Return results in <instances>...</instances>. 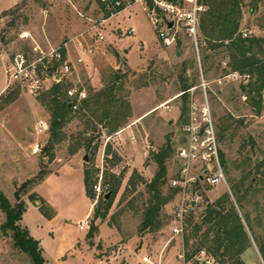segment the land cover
I'll return each instance as SVG.
<instances>
[{"label": "rangeland", "instance_id": "rangeland-1", "mask_svg": "<svg viewBox=\"0 0 264 264\" xmlns=\"http://www.w3.org/2000/svg\"><path fill=\"white\" fill-rule=\"evenodd\" d=\"M245 11L241 31L248 32V37L264 36L259 27L264 3L257 12L249 13L248 8ZM105 12L98 0H0V18L4 19L0 38L7 50H21L31 56L35 55L34 47L39 46L45 53L63 48L75 62L76 40L87 35L93 24L106 20L99 26L105 41L63 82L66 88L84 89L89 108L82 114L74 113L72 123L63 129L66 139L50 155L45 150L49 134L36 136L32 132L39 120L50 121L44 93L33 97L20 86L10 84L8 61L0 52V193L16 206L15 192L25 182L38 179L40 171L49 173L21 194L26 207L19 223L39 242L46 264L204 263L199 255L195 256L197 260L186 262L188 250L183 235L174 232L180 195L171 187V181L178 178L177 151L182 147L187 125L181 116L188 105L180 98L182 68L188 66L184 75L197 85L194 100H202V79L208 84L218 135H224L219 144L225 174L229 166L228 170L239 178L240 171L235 167L246 158L255 165L264 161V112L261 117L254 116L242 91L243 84L216 83L227 73L223 64L230 69L227 51L211 50L200 36L197 54L182 28L177 30L175 42L166 45L142 3L109 19H105ZM131 29L135 32L128 34ZM24 31L32 39L22 41L20 34ZM206 55L210 57L207 61ZM116 72L121 79L113 82ZM191 100L190 94L189 104ZM225 126L227 131H223ZM37 141L43 144L39 153L33 148ZM168 143L173 153L167 161V182L162 187V198L167 202L162 207L161 224L141 234L144 210L151 198L145 183L154 179L158 170L154 156ZM79 145L83 148L76 151ZM62 168L63 173L44 182ZM81 169L84 177L85 171L92 173L94 198L86 194ZM101 178L102 193L97 196L94 187ZM226 178L231 193L225 186L206 191L208 204L228 194L236 211L243 220L249 216L254 234L264 241V190L257 195L251 192L248 202L239 204L227 174ZM119 181L121 186L108 216L96 220L95 212H106L110 191ZM205 208L185 219V229L191 220H201ZM56 213L57 220L51 222ZM95 220L98 231L91 238L90 224ZM82 222L87 224L85 230L80 229ZM5 223L6 214L0 209V264H32L15 247L12 233L3 234ZM249 235L252 246L242 255L243 262L264 264L257 243L250 232ZM206 264L216 263L212 260Z\"/></svg>", "mask_w": 264, "mask_h": 264}, {"label": "trees", "instance_id": "trees-1", "mask_svg": "<svg viewBox=\"0 0 264 264\" xmlns=\"http://www.w3.org/2000/svg\"><path fill=\"white\" fill-rule=\"evenodd\" d=\"M170 1L180 2L182 0ZM202 3L207 8V11L201 17V40L209 44V48L213 51L222 49L229 53L231 71L242 75H250L251 81L247 85H242V91L246 94L248 105L251 107L254 116L261 117L264 112V36L244 38L241 25L246 13L245 10L248 8L247 12L249 13L257 12L259 7L264 3V0H202ZM102 8L106 11L105 19L111 18L113 13L106 10L103 6ZM158 12L160 13V11ZM259 21L261 22L259 27L264 31V15ZM205 51L207 49H204ZM209 58L208 55L205 56L206 61ZM188 69V66H184L179 76L182 81L180 98H183L188 104L187 107H184L181 118H185L187 123L189 119V90L197 86L194 81L189 79L188 75H184ZM118 79H121V75L116 72L115 77L111 80L116 82ZM72 87L66 88L61 83L43 94V102L50 106L49 110L51 113L48 132L50 138L45 147L49 155L54 152L57 144L66 139L63 129L72 123L74 119L75 112L70 108L71 100L67 96V91ZM88 108L89 105L86 99L78 114H82ZM227 130L228 127L225 126L223 131ZM219 138L223 140L224 135L221 133ZM80 148L83 147L79 145L76 151ZM172 153V147L168 143L165 149L154 156L158 170L154 179L150 183H145L151 198L144 210V221L140 228L141 234L160 227L162 207L167 202L166 199L162 198V187L167 182V161ZM221 156L223 166L225 167L222 152ZM228 167L226 174L233 191L238 195L237 203L248 202L251 192L257 195L264 190V161H260L255 165L251 159H244L235 167V170L240 171L239 178L232 171H229ZM48 174V172L44 173L40 171L38 179L25 182L20 190L15 192L18 202L16 206H12L6 197L0 193V209L6 214V223L2 228L3 234L8 235V232L12 233L15 247L25 254L32 264H46V261L44 260L43 250L39 242L19 224L26 207V203L21 200V194H26L30 186H34L37 181L44 180ZM92 179V173L85 171L84 183L88 198H94ZM132 181H130L131 184L135 185ZM120 186L121 182L119 181L111 189L110 199L106 201V212L100 214L96 211V220L99 218L102 220L106 219ZM96 220L90 224L89 236L91 238L98 231ZM244 220L232 205L228 194L214 203L206 205L201 214V220L196 223L191 220L189 222L190 225L184 230V245L188 250L185 253L186 262L194 258L197 260L195 256L200 255L204 251L207 255V261L201 264L209 263L212 260L216 264H245L242 260V255L252 246L250 232L257 243L264 263V241L254 234V228H252L248 215L244 216ZM191 242H193L192 245H190Z\"/></svg>", "mask_w": 264, "mask_h": 264}, {"label": "built area", "instance_id": "built-area-1", "mask_svg": "<svg viewBox=\"0 0 264 264\" xmlns=\"http://www.w3.org/2000/svg\"><path fill=\"white\" fill-rule=\"evenodd\" d=\"M136 3L143 4L144 11L148 12L152 24L159 33V38L166 45L171 46L175 42L177 30L182 28L199 54L200 24L202 13L205 11L202 0H182L180 2L170 0H99V4L111 11L112 15L119 14ZM2 22L4 19L0 18V23ZM105 22L106 20H103L100 24H93L87 35L82 34V39L76 40L77 57L75 62L70 59L63 48L52 49L45 53L39 46L34 47V56L21 50L11 52L7 50V45L0 38L1 57L7 58V74L10 84L20 86L33 97H39L55 85L63 83L65 78L73 73V69L84 65L86 57L94 55L99 45L105 41V35L99 28ZM134 32L135 30L131 29L128 34ZM248 36V32L243 33L244 38ZM20 39L25 42L32 39V36L24 31L20 34ZM223 65L227 73L216 80L218 85L234 83L247 85L250 83V75L233 72L226 63ZM199 87L203 92L200 102L194 100L197 88L189 90L192 96L189 104V119L184 130L182 147L177 151L178 178L171 181V187L180 195L175 210L177 225L174 228V232L178 235L184 234L185 219L194 216L208 205L209 199L206 191H213L220 186H225L229 194L231 193L224 171L219 135L208 99V84L202 79ZM67 96L71 100L70 106L74 112H78L83 102L88 98L86 91L78 86L70 88L67 91ZM49 128V122L41 119L36 123L32 132L36 136H44L48 134ZM131 140L134 141L135 136ZM33 148L35 152L39 153L43 150V144L37 141ZM146 155L147 153H145ZM94 191L97 196L101 195L102 178L94 187ZM80 226V229L84 230L87 224L82 222ZM199 257L204 258L202 262H205L206 252H201Z\"/></svg>", "mask_w": 264, "mask_h": 264}, {"label": "crops", "instance_id": "crops-1", "mask_svg": "<svg viewBox=\"0 0 264 264\" xmlns=\"http://www.w3.org/2000/svg\"><path fill=\"white\" fill-rule=\"evenodd\" d=\"M108 22V21H107ZM155 108H153L152 110H150L148 113H150L151 111H153ZM147 113V114H148ZM67 169V168H66ZM66 169H64V170H66ZM70 170H72V168H69ZM82 170V174H83V183H84V179H85V177H84V171H83V169H81ZM72 171H74V170H72ZM60 173H63V168L60 170V171H57L56 173H54V174H51L44 182H46V181H50L52 178H54L55 176H57V175H59ZM84 188H85V183H84ZM85 191H86V189H85ZM37 192H38V189H37ZM48 203H49V201H48ZM53 207V206H52ZM54 208V207H53ZM92 208H93V206H92ZM57 216H58V214L56 213V216L54 217V218H52L50 221L51 222H54V221H56L57 220ZM88 217V216H87ZM85 230V229H84Z\"/></svg>", "mask_w": 264, "mask_h": 264}, {"label": "water", "instance_id": "water-1", "mask_svg": "<svg viewBox=\"0 0 264 264\" xmlns=\"http://www.w3.org/2000/svg\"><path fill=\"white\" fill-rule=\"evenodd\" d=\"M170 27H172V25H171V24H170ZM70 108H71V106H70ZM184 142H185V141H184ZM85 161H88V158H87V157L85 158Z\"/></svg>", "mask_w": 264, "mask_h": 264}]
</instances>
